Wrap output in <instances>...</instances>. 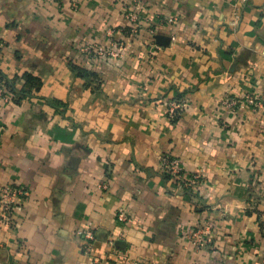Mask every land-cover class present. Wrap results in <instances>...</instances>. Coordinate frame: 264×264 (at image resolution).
<instances>
[{
    "label": "crops",
    "instance_id": "crops-1",
    "mask_svg": "<svg viewBox=\"0 0 264 264\" xmlns=\"http://www.w3.org/2000/svg\"><path fill=\"white\" fill-rule=\"evenodd\" d=\"M0 72V264H264V0H0Z\"/></svg>",
    "mask_w": 264,
    "mask_h": 264
},
{
    "label": "built area",
    "instance_id": "built-area-1",
    "mask_svg": "<svg viewBox=\"0 0 264 264\" xmlns=\"http://www.w3.org/2000/svg\"><path fill=\"white\" fill-rule=\"evenodd\" d=\"M56 3H61L62 0H52ZM137 30V29H136ZM6 82L2 81L0 84V96L6 95ZM188 98L183 96L179 99H174L169 102V115L172 117H176L180 112L184 111L188 105ZM250 101L253 102L252 99ZM236 102L237 101H233ZM161 168L162 173L168 177L169 179L175 180L179 185H183L185 187H195L202 176L200 174H189L184 171L183 166L180 160L177 157L164 155L161 159ZM22 191L19 189H14L12 187H4L1 191V200L5 207V210L8 211L11 207L15 205L18 198L22 195ZM125 211H121L119 213V219L124 221L126 219ZM78 234L84 236L86 240L85 248L86 250H90L93 242L95 240V234L90 230H78ZM192 240L195 244L204 245L206 243L205 233L203 229L195 228L190 231ZM126 264H136L135 262H131L129 257H124Z\"/></svg>",
    "mask_w": 264,
    "mask_h": 264
},
{
    "label": "trees",
    "instance_id": "trees-1",
    "mask_svg": "<svg viewBox=\"0 0 264 264\" xmlns=\"http://www.w3.org/2000/svg\"><path fill=\"white\" fill-rule=\"evenodd\" d=\"M24 76L26 77L27 82H30V83H32V84H34V85H36V86L39 85L38 80H37L35 77H33L32 75L26 73ZM2 81H5L6 84L8 85L7 80L4 78V76H3V75L1 74V72H0V84H2Z\"/></svg>",
    "mask_w": 264,
    "mask_h": 264
}]
</instances>
